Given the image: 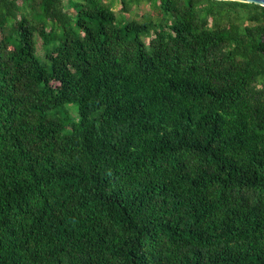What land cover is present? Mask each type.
Returning a JSON list of instances; mask_svg holds the SVG:
<instances>
[{"label": "trees", "instance_id": "16d2710c", "mask_svg": "<svg viewBox=\"0 0 264 264\" xmlns=\"http://www.w3.org/2000/svg\"><path fill=\"white\" fill-rule=\"evenodd\" d=\"M0 264H264V6L0 0Z\"/></svg>", "mask_w": 264, "mask_h": 264}, {"label": "rangeland", "instance_id": "374dc122", "mask_svg": "<svg viewBox=\"0 0 264 264\" xmlns=\"http://www.w3.org/2000/svg\"><path fill=\"white\" fill-rule=\"evenodd\" d=\"M113 8H114V10L116 11V13H117L118 15H124L125 17H127L128 14H129V15H133V13H127V12H123V11H121V4H119V3H116V4L113 6ZM146 10H147V6H146L145 4H143L142 7H141V9H140V11H141V12H145ZM69 110H70V112L72 113L73 116H76V109H75V108L70 107Z\"/></svg>", "mask_w": 264, "mask_h": 264}, {"label": "water", "instance_id": "95a60500", "mask_svg": "<svg viewBox=\"0 0 264 264\" xmlns=\"http://www.w3.org/2000/svg\"><path fill=\"white\" fill-rule=\"evenodd\" d=\"M229 1H240V2L254 3L257 5L264 6V0H229Z\"/></svg>", "mask_w": 264, "mask_h": 264}]
</instances>
